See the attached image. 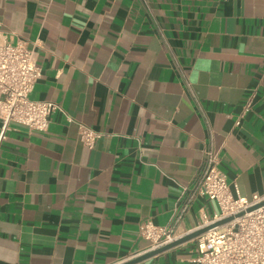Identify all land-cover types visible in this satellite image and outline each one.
<instances>
[{
  "label": "crops",
  "instance_id": "crops-1",
  "mask_svg": "<svg viewBox=\"0 0 264 264\" xmlns=\"http://www.w3.org/2000/svg\"><path fill=\"white\" fill-rule=\"evenodd\" d=\"M0 27L38 52L31 98L64 109L46 131L13 123L0 143V264L143 252L140 223L169 222L209 148L235 196L264 192V0H0ZM79 122L103 133L93 147ZM218 211L198 197L177 233ZM196 255L191 239L135 264Z\"/></svg>",
  "mask_w": 264,
  "mask_h": 264
},
{
  "label": "built area",
  "instance_id": "built-area-1",
  "mask_svg": "<svg viewBox=\"0 0 264 264\" xmlns=\"http://www.w3.org/2000/svg\"><path fill=\"white\" fill-rule=\"evenodd\" d=\"M13 34L0 27V143L13 123L33 131H46L51 115L64 111L53 100L31 98L30 94L41 77L38 52L23 40L13 42ZM254 98L255 91L245 99L236 124H240L253 108ZM68 118L72 120L71 116ZM78 133L79 139L89 147H93L103 134L82 122H79ZM205 154L203 171L192 183L182 186L178 206L169 222L160 225L147 219L140 223L139 233L149 241L143 252L180 237L177 224L198 197L206 196L217 202L219 211L212 218L204 217L195 229L228 216L233 218L194 238L197 255L191 259V264H264V204L248 210L264 201V192L254 193L251 198L240 194L235 196L221 168L220 152L209 148ZM141 253L133 254L129 259Z\"/></svg>",
  "mask_w": 264,
  "mask_h": 264
},
{
  "label": "water",
  "instance_id": "water-1",
  "mask_svg": "<svg viewBox=\"0 0 264 264\" xmlns=\"http://www.w3.org/2000/svg\"><path fill=\"white\" fill-rule=\"evenodd\" d=\"M261 204H264V201L260 202L259 204L255 205V206H252L250 207L248 210H251ZM233 218V216H228V217H225L221 220H218L216 222H213L211 224H208L206 226H203V227H200V228H197V229H193L183 235H181L180 237H178L177 239L163 245V246H160L158 248H155V249H151L149 251H145L133 258H130V259H127L126 261H123L122 263H119V264H135L141 260H144L148 257H151V256H154L158 253H161L165 250H168L176 245H179L185 241H188V240H191V239H194L196 236L206 232L208 229H210L211 227H214V226H217V225H221L229 220H231Z\"/></svg>",
  "mask_w": 264,
  "mask_h": 264
}]
</instances>
